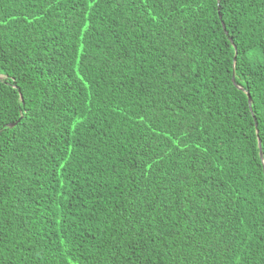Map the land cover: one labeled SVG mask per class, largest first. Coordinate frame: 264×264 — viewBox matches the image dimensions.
Wrapping results in <instances>:
<instances>
[{
	"label": "trees",
	"instance_id": "1",
	"mask_svg": "<svg viewBox=\"0 0 264 264\" xmlns=\"http://www.w3.org/2000/svg\"><path fill=\"white\" fill-rule=\"evenodd\" d=\"M0 76V264H264V0H0Z\"/></svg>",
	"mask_w": 264,
	"mask_h": 264
},
{
	"label": "water",
	"instance_id": "2",
	"mask_svg": "<svg viewBox=\"0 0 264 264\" xmlns=\"http://www.w3.org/2000/svg\"><path fill=\"white\" fill-rule=\"evenodd\" d=\"M222 26H223V28H224V25H223V23H222ZM1 77V76H0ZM232 81L234 82V78L232 77ZM238 88H240L239 86H238ZM248 102H249V104H250V97H248ZM14 125V123H11V124H9V127H11V126H13ZM258 147H259V156H260V158H261V160H262V163H263V154H262V151H261V148H260V140L258 139ZM263 173H264V164H263Z\"/></svg>",
	"mask_w": 264,
	"mask_h": 264
},
{
	"label": "snow or ice",
	"instance_id": "3",
	"mask_svg": "<svg viewBox=\"0 0 264 264\" xmlns=\"http://www.w3.org/2000/svg\"><path fill=\"white\" fill-rule=\"evenodd\" d=\"M235 55H240V53L239 52H236L235 53ZM233 78H235V73H233ZM7 78L6 77H0V82H3V81H5ZM243 90V89H242ZM262 151H264V150H262Z\"/></svg>",
	"mask_w": 264,
	"mask_h": 264
}]
</instances>
